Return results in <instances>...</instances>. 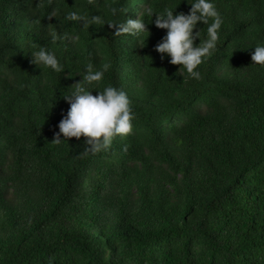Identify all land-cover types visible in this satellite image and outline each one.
<instances>
[{
	"label": "trees",
	"instance_id": "16d2710c",
	"mask_svg": "<svg viewBox=\"0 0 264 264\" xmlns=\"http://www.w3.org/2000/svg\"><path fill=\"white\" fill-rule=\"evenodd\" d=\"M188 2L0 0V264H264V65L251 60L264 0H214L223 24L199 79L161 59L167 30L149 15ZM70 11L139 14L149 33ZM41 46L62 72L33 62ZM88 64L109 66L93 94L123 89L135 114L96 154L83 136L52 143Z\"/></svg>",
	"mask_w": 264,
	"mask_h": 264
},
{
	"label": "clouds",
	"instance_id": "9594fccd",
	"mask_svg": "<svg viewBox=\"0 0 264 264\" xmlns=\"http://www.w3.org/2000/svg\"><path fill=\"white\" fill-rule=\"evenodd\" d=\"M188 4L190 10L187 13H176V9H165L159 13L149 10V15L155 16L152 22L157 28L167 30L166 35L155 46V51L161 54V59H165L166 54L170 58V64L180 65L192 78L199 79L201 73L198 66L216 47L218 30L223 24V18L214 0H191ZM118 11L123 10L111 8L113 17ZM66 19L80 22L86 28L107 23L114 35L139 36L145 32L149 33L148 23L139 14L136 19L127 18L123 22L115 20L108 22L99 14L87 16L78 11H70ZM198 24L208 25L207 37L203 41L200 40V30L194 31ZM197 39L200 41L199 44H196ZM32 55L33 62L38 66L43 65L56 72L64 70V65L60 63L56 54L44 46ZM251 60L252 64L264 65V44L254 47ZM108 67L104 64L102 69L93 70V65L88 64L82 79L70 87V94L64 97L69 108L58 124L59 131L54 133L52 143L59 144L73 137L79 140L83 136L86 145L83 153L96 154L109 149L117 136H127L132 133L135 114L128 94L123 89L111 85L93 94L94 82L103 79Z\"/></svg>",
	"mask_w": 264,
	"mask_h": 264
}]
</instances>
